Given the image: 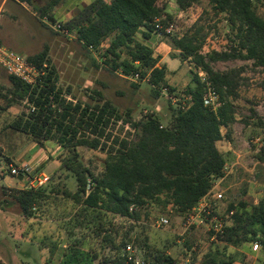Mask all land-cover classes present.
Returning a JSON list of instances; mask_svg holds the SVG:
<instances>
[{"label":"trees","instance_id":"obj_1","mask_svg":"<svg viewBox=\"0 0 264 264\" xmlns=\"http://www.w3.org/2000/svg\"><path fill=\"white\" fill-rule=\"evenodd\" d=\"M14 1L34 6L40 16L55 23L52 11L62 0H48L41 7L35 0ZM207 1L215 15L226 16L229 41L237 56L264 71V18L255 9L257 0ZM176 2L181 10H188L200 0ZM172 19L159 0H94L61 28L73 34L85 51L91 47L105 69L120 71L126 77L138 74L139 81L147 79L158 96L164 87L172 93L175 89L167 85V68L158 66L160 58L154 56L147 42L156 32V21L166 26ZM202 31L201 26L194 25L181 35H166L176 52L174 58L180 56L195 67L183 92V99L189 100L176 109L169 105L172 119L166 127L156 114L134 120L131 110L122 113L99 91H94L98 98H91V102L78 100L70 89L63 91L47 47L27 56L38 68L47 64L34 86L8 75L11 86L0 87V103L7 100V108L17 102L26 104V111L8 127L29 136L41 148L53 143L65 150L62 166L77 181L75 192L62 191V199L70 200L77 212L60 264H135L125 252L127 244L149 251L142 256L143 264H177L170 254L151 250L143 230L131 234L142 210L150 206L163 211L169 208L183 217L225 175L227 161L218 144L231 140L230 127L237 119L232 100L238 97L243 69L215 70L201 52L205 42ZM200 72L205 73V80L199 77ZM207 83L219 95L221 105L216 110L204 104ZM119 123L130 128L123 137L114 135ZM79 148L106 153L100 174L94 175L81 162ZM88 184L91 189L87 193ZM58 192L55 187L9 190L26 218H32L34 211ZM231 212V220L223 234L216 235V241L233 247L258 242L259 262L264 264V197L257 204L244 200L229 203L225 213ZM76 229L84 233L78 236ZM56 251L57 246L52 245L50 255ZM200 264L233 263L220 259L217 252H208Z\"/></svg>","mask_w":264,"mask_h":264},{"label":"rangeland","instance_id":"obj_2","mask_svg":"<svg viewBox=\"0 0 264 264\" xmlns=\"http://www.w3.org/2000/svg\"><path fill=\"white\" fill-rule=\"evenodd\" d=\"M2 1L0 0V5ZM47 1L35 0V4L41 7ZM93 1L62 0L52 11L56 20L53 23L40 16L34 6L6 0L0 11V41L24 57L38 54L47 47L48 58L57 73L58 85L63 91L70 89L78 100L91 102V98H98L94 91H99L105 100L122 113L131 110L134 120L156 114L163 119L162 125L168 126L172 119L169 105L174 109L179 107V101L174 98L182 96L191 80V72L195 71L194 65L183 61L180 56L174 58L176 52L170 37L163 36L155 38L149 44L155 57L166 56V83L175 92L161 90L160 95L156 96L147 80H133L120 71L105 69L103 60L97 53L85 51L73 34L58 29V25L62 26L77 18ZM159 5L164 6L172 16L169 23L174 24V33L181 35L194 25L203 28L205 42L201 52L215 70L243 69L238 97L232 100L237 118L230 127L232 137L230 141L224 140L218 144L225 154L229 172L216 189V193L221 194V198L215 203L216 213L224 218L229 203L244 200L249 204H257L264 197V147L253 142L255 138L264 142V71L254 67L251 61L237 56L229 41L231 32L226 16L215 15L207 0H200L188 10H181L176 0H159ZM255 9L264 18V0H257ZM10 86L8 74L0 66V87ZM6 104L7 100L0 103V264H60L71 241L68 229L77 212L70 200L62 199V191L66 189L75 192L77 181L62 166L67 152L53 143L46 144L50 150L47 154L49 159L44 163L40 162L29 175V180L9 174L10 162L14 164L17 162L15 159L21 157L22 160L28 159L27 155H33L34 152H25L29 147L27 143L31 141L29 136L8 127L26 111V104L17 102L9 108ZM128 130L129 127L119 123L114 135L123 137ZM226 130L223 128L222 132L226 133ZM78 151L81 162L91 173L98 175L104 170L106 153L87 148H79ZM41 173L49 178L42 187H55L59 192L58 195H52L46 205L36 209L32 218H26L9 190L29 189L28 182ZM161 216L170 219L168 227H156V221ZM115 222L122 224L119 219ZM182 222L183 217L169 208L163 211L150 206L140 212V220L133 225L134 232L131 236L143 230L149 238L151 250L170 254L177 264H200L208 252H217L220 259L233 264H260L259 251L253 253L251 244L233 247L217 242L210 235L205 219L197 220L195 226L188 231L183 230ZM82 233L84 230L75 231L78 236ZM52 245L57 246L53 257L50 255ZM140 251L141 257L146 252L149 254L144 248Z\"/></svg>","mask_w":264,"mask_h":264},{"label":"built area","instance_id":"obj_3","mask_svg":"<svg viewBox=\"0 0 264 264\" xmlns=\"http://www.w3.org/2000/svg\"><path fill=\"white\" fill-rule=\"evenodd\" d=\"M156 32L154 35L156 37L162 38L166 35H171L175 31L174 24L168 23L166 26H163L161 22L156 21L155 22ZM58 29L62 32H65L61 28V25H58ZM90 51H93V49L90 47ZM189 64H192V62L189 61ZM0 66L4 71L11 76H14L15 78L19 79L23 83L34 86L38 79L44 75L45 68H47V64L44 63L42 68H38L33 62L29 61L27 57H24L15 51L9 49L7 46H5L0 41ZM199 77H201L203 80L206 79V75L204 72L199 73ZM133 80H139V75L135 74L134 76L130 77ZM147 80V79H145ZM168 88L164 87L162 88V91H167ZM169 92V91H168ZM175 100L179 101V106L185 105V100H189L188 97L182 96H176L174 98ZM204 104L206 107L216 110L220 105L219 101V95L218 93L210 87V85L207 83V90L203 97ZM146 114L148 112H145ZM260 138H255L253 140L254 143H259L261 147H264V142L261 141ZM9 174L11 176H22L25 178V181L28 179L29 175L33 172V169L29 165H17L10 162L8 164ZM229 175L227 165L225 167V175L224 177L218 179L215 181L213 188L211 191L204 196L198 204L190 210L187 214L183 216V222L182 227L184 231H188L192 227L195 226L197 220L199 219H205L208 223V231L213 233V238H216V235L223 234L224 227L229 223L232 217V212L228 215H226L224 218L220 217L216 213L215 203L216 201L221 198V194L219 192L216 193V189L219 185L225 180V178ZM29 180V179H28ZM49 181L48 176L46 174H40L37 178H34L33 180L29 181L28 184L30 188L37 189L39 187H42ZM91 185L88 184L87 186V193L90 191ZM170 225V219L167 216H161L156 221V227L157 228H165ZM261 249V245L258 242H254L252 244V252L257 253ZM125 252L128 255L129 260L133 261L135 264H143L142 257L140 256L139 249L134 246L133 244H127L125 247Z\"/></svg>","mask_w":264,"mask_h":264},{"label":"crops","instance_id":"obj_4","mask_svg":"<svg viewBox=\"0 0 264 264\" xmlns=\"http://www.w3.org/2000/svg\"><path fill=\"white\" fill-rule=\"evenodd\" d=\"M5 2H6V0L2 1L1 5H0V11L2 10V7H3ZM155 38H157V37L153 34L147 42V46H149L152 50H153V48L149 43H151V41H153ZM165 60H166V56L161 57L158 66H163V65L165 66V62H164ZM27 144H28L27 146H29V147L27 148V151L25 150V152L31 153L33 151L34 154L33 155H27L29 157H28V159H25V160H22V157L15 159V161H17L15 163L17 165H20V166L21 165H29L34 171L36 167H38L41 163H44L49 159L47 154L50 152V150L47 147L41 148L32 141H30ZM41 174H45V173H41Z\"/></svg>","mask_w":264,"mask_h":264}]
</instances>
